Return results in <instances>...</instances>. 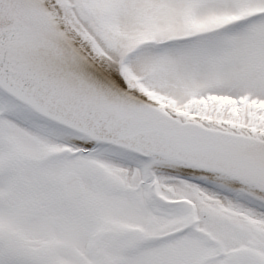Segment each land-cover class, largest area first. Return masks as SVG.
Returning a JSON list of instances; mask_svg holds the SVG:
<instances>
[{"label": "snow or ice", "instance_id": "1", "mask_svg": "<svg viewBox=\"0 0 264 264\" xmlns=\"http://www.w3.org/2000/svg\"><path fill=\"white\" fill-rule=\"evenodd\" d=\"M0 264H264V0H0Z\"/></svg>", "mask_w": 264, "mask_h": 264}]
</instances>
